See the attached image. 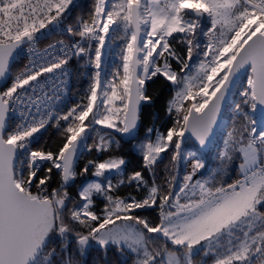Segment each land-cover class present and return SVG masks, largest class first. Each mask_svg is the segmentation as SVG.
<instances>
[{"label": "snow or ice", "instance_id": "obj_1", "mask_svg": "<svg viewBox=\"0 0 264 264\" xmlns=\"http://www.w3.org/2000/svg\"><path fill=\"white\" fill-rule=\"evenodd\" d=\"M77 8L81 13L74 15ZM53 31L71 43L61 40L38 51L37 42ZM117 39L120 64L113 79L102 82L104 50ZM173 41L184 45L185 55ZM25 48L31 64L13 76V62ZM194 53L200 58L196 64ZM74 57L86 58L94 70L87 103L59 113L58 89ZM46 73L52 76L41 83ZM245 73L246 86L231 105L234 116L219 153L222 163L240 155L239 178L218 186L193 182L205 168L199 152L211 143ZM158 76L175 89L166 110L175 114L173 125L164 133L149 128L155 140L134 147L142 169L153 177L162 153L170 154L173 166L191 159L192 171L179 190H172L171 180L167 190L155 179L149 185L142 170L125 178L123 157L89 160L78 172L82 149L110 150L114 139L104 129L135 139L142 105L152 102L148 82ZM9 78L10 86L0 92V264H89L93 246L105 258L112 250L128 256L131 264H208L209 258L212 264H264V0H93L91 9L78 0H0V81ZM17 105L27 115L20 113L22 122L13 128L9 119ZM52 121L62 129V145L55 152L33 150L34 134ZM90 132L97 133L93 145ZM186 133L200 149L185 155ZM54 169L60 181L49 190ZM113 173L119 174L116 184ZM89 174L74 199L69 189L78 176ZM125 182L145 188V196H114ZM96 197L105 201L102 215L93 210ZM148 208L159 209V223L137 214Z\"/></svg>", "mask_w": 264, "mask_h": 264}, {"label": "trees", "instance_id": "obj_2", "mask_svg": "<svg viewBox=\"0 0 264 264\" xmlns=\"http://www.w3.org/2000/svg\"><path fill=\"white\" fill-rule=\"evenodd\" d=\"M78 3L81 5H86L87 9H91L93 5V0H78ZM81 13V9L77 8L74 10V15H79ZM85 19H87V10L83 13ZM202 43L204 42V38L200 37ZM122 42L117 39L112 41L108 45L107 56L103 62L104 68L102 71L101 80L102 82L107 80L111 81L113 79V74L116 70V67L120 64L119 59V52L121 50ZM172 46L177 50L178 53L181 55L186 54V49L184 45L180 44L178 41H173ZM196 54H193V59L191 61L194 62L196 60ZM173 71L180 72V66L173 60L171 61ZM20 67L19 62H16L12 66V74ZM93 68L87 64L86 58L79 59L73 73H72V80H71V87L67 99L59 104L57 111L59 113H65L72 107L77 104H86L87 103V93L90 88L91 84V77L93 75ZM122 74V73H121ZM246 76L240 78L238 86L233 88L232 93L230 95V103L225 108L223 113V118L227 120V125L230 127L231 122L234 116V112L232 110L231 105L235 102H239L241 99L240 97V89L241 87L246 86ZM148 95L152 97V102L150 104H145L140 113V123L137 132L136 139L142 138L143 141H147L150 137L147 132L149 128H158L159 130L164 133L167 128L172 127L173 120L175 118V114L169 115L167 113L168 102L172 99L175 95V89L171 82L167 81L164 77L158 76L154 77L151 81L148 82L147 85ZM115 106H120V102H114ZM190 101H186L185 104H189ZM87 123V122H86ZM61 125H64V121H60ZM97 129L100 126H96ZM62 129H58L55 126V121H52L45 131L38 137L36 142L32 145V149H42V150H51L53 152L57 151V149L63 143V136L61 135ZM104 132H112L110 129H104ZM226 127L222 130L217 132L213 144L209 151L202 155L203 161L205 163V168L201 169L198 176L203 180H208L212 183H215L217 186L221 183L227 184L232 183L237 178H239L238 173V165L241 163V157L237 153L234 156L232 162H223L219 158V153L223 150L224 144L223 141L226 139ZM115 135L119 136L117 132L113 131ZM97 140V133L90 132V136L88 139V144L93 145ZM122 144L124 146L116 148L111 146L110 150L107 152H97L95 150L91 152L82 151L81 156L76 161V168L77 171L84 166L85 163L89 160H97L102 161L104 158H109L110 156L113 157H123L127 164L123 171V175L131 174L135 170H142L144 171V176L148 180L149 185L152 184L153 179H155V183L157 185L163 186L167 190L166 181L171 180L172 185L174 184V174L176 168H178V163L173 166L171 164L170 154L168 152L162 153V159L158 160L156 165L155 177L152 174L147 172L146 170L142 169V158L141 153L138 152L131 144V141L123 140L120 138ZM139 143V142H138ZM188 143H191L195 148L196 146L193 142L189 139L184 144L183 148H186ZM197 149V148H196ZM171 151V150H170ZM220 168H223V174L219 176H215L214 174ZM43 169L38 173V175H43ZM214 177V179H213ZM86 177L78 176L75 184L69 189V192L73 196L74 199H78L77 192L80 186L87 181ZM60 181V177L57 174V171L54 169L52 173V179L49 181V190L51 188H55L58 186ZM114 196L125 197L129 195L136 196L137 199H141L146 194V191L141 188L139 191L136 189L134 184H121L119 185L115 191L112 193ZM105 205V201L102 197H96L95 203L93 205V210L100 215L103 212V208ZM71 206V205H70ZM138 215L144 216L149 219L153 224L159 223V209H150L144 210L139 213ZM74 247V245H73ZM79 258V257H78ZM84 259V258H80ZM89 264H92L93 261H99V264H131V258L128 256H122L118 252L114 250L109 251L107 257L105 258L103 254L98 253L96 247L93 246L89 249V254L86 257ZM208 264H212L211 259H208Z\"/></svg>", "mask_w": 264, "mask_h": 264}, {"label": "built area", "instance_id": "obj_3", "mask_svg": "<svg viewBox=\"0 0 264 264\" xmlns=\"http://www.w3.org/2000/svg\"><path fill=\"white\" fill-rule=\"evenodd\" d=\"M47 31H48L47 29L42 30V32H45V33ZM61 40L65 41V43H71V41H69V39L66 35L60 33L59 31H53L52 34L46 35L44 38L40 39L37 42V45H36L37 50L40 52H43L44 49L48 48L49 45L56 44L58 41H61ZM31 60H32V57H30L28 55L27 50L25 48L21 52V54L19 56H17V62H19L20 67L12 75L15 76L16 74L25 71L27 66H30ZM78 61H79V58L74 57L73 59H71L69 61L68 65L66 66L69 75L61 78L64 81V84L62 87H60L58 89L59 96H58V100L55 102L56 108H58L60 103H62L63 101H65L67 99V96L69 94L70 87H71L72 73H73ZM58 74H59V70H57V75ZM51 76H52V74L46 73L43 77L40 78L41 83H44L45 79L49 78ZM10 84H11V78H9L7 83L3 86V88L1 89V92L4 91L7 86H10ZM49 84H51L52 86H55L57 84H60V80H55V81L49 80ZM44 91H46V92L51 91V88L49 87L48 84L45 85ZM29 95L30 96L32 95L31 92H29ZM36 95L40 96L42 94L38 90ZM33 111H35V110L33 109ZM22 112H25V109L21 105H17V111L10 114L9 123H10L11 127L14 128L17 124H20L22 122L21 115H20V113H22ZM25 115H27L26 112H25ZM47 126H46V128H47ZM45 129H41V131L39 133L34 134V139H33V142L31 144V147L36 142L38 137L45 131Z\"/></svg>", "mask_w": 264, "mask_h": 264}, {"label": "rangeland", "instance_id": "obj_4", "mask_svg": "<svg viewBox=\"0 0 264 264\" xmlns=\"http://www.w3.org/2000/svg\"><path fill=\"white\" fill-rule=\"evenodd\" d=\"M203 37V36H202ZM204 38V37H203ZM206 41V38H204V42ZM105 54H104V56H103V62H104V60H105V58H106V56H107V51H108V46L105 48ZM199 59L200 58H198V57H196V60L194 61V62H192L193 64H196V63H198L199 62ZM162 63V62H161ZM102 67L104 68V65H102ZM109 93H110V90H109ZM230 100V99H229ZM116 102V101H115ZM191 103V102H190ZM115 104V103H114ZM116 107H119V106H117L116 105ZM226 123H227V120L225 119V118H223V120H222V122H221V124H220V127H219V129H218V132L219 131H222L224 128H225V125H226ZM156 129H158V128H156ZM159 130V129H158ZM114 130H112V132H109V133H111L112 134V136H113V139H114V143L112 144V146H114V147H116V148H119V147H122V146H124V143L122 144V142L120 141V138L121 139H123L122 137H121V135H120V133H117V134H119L120 135V138H119V136L117 135H115V133L113 132ZM159 132L160 133H162V131L161 130H159ZM156 135H157V133H156V131H153L152 132V134H151V136H150V138L152 139V140H155V137H156ZM124 140V139H123ZM187 140H189V139H187ZM186 140V141H187ZM186 141H185V143H186ZM138 142L139 143H141V142H146V141H143L142 140V138H139V139H134V140H131V142H130V144L134 147V145H137L138 144ZM184 143V144H185ZM184 144L182 145V151L185 153V155L187 154V152H189V151H197L198 149H196L191 143H188V145H187V147L186 148H183V146H184ZM135 148V147H134ZM81 151H83V149L81 150ZM199 154L202 156V155H204L203 153H201V152H199ZM202 158V157H201ZM106 159H108V158H104V159H102V161L103 160H106ZM202 160H203V158H202ZM204 162V161H203ZM242 162V161H241ZM192 171V161H191V159H187V160H181V161H179L178 162V168H176V171H175V174H174V184H173V188H172V190L173 191H178L179 190V188L182 186V184H183V177H184V175L185 174H187V173H189V172H191ZM201 171V170H200ZM200 171H198L197 172V174L193 177V182H195L196 180H203L202 178H199V176H198V174H199V172ZM238 173H239V169H238ZM129 174H127V175H124V177L126 178L127 176H128ZM92 177H91V175L89 174V176H87V179H91ZM118 178H119V174H117V173H113L112 174V182H113V184H116L117 183V180H118ZM126 184H128L127 182H125ZM135 185V184H134ZM145 191H147L145 188H143ZM145 196V195H144ZM181 196H182V200H181V202H183V194H181ZM125 197H127V196H125ZM121 198H123V197H121ZM150 209H153V208H148V209H146V210H150ZM156 209H158V208H156ZM145 209H140V210H137V213H139V212H141V211H144ZM103 213V212H102ZM102 213L100 214V215H102ZM118 224L120 223L119 221L117 222Z\"/></svg>", "mask_w": 264, "mask_h": 264}, {"label": "water", "instance_id": "obj_5", "mask_svg": "<svg viewBox=\"0 0 264 264\" xmlns=\"http://www.w3.org/2000/svg\"><path fill=\"white\" fill-rule=\"evenodd\" d=\"M16 61H17V57H16V59H15V61L13 62V65L16 63ZM246 75V73L245 74H242L241 75V77L240 78H242L243 76H245ZM8 81V80H7ZM7 82H4V81H0V92H1V89H2V87L6 84ZM229 99H230V97H229ZM144 105H142V107H143ZM226 108V107H225ZM225 108L222 110V114H221V118H220V124H221V122H222V120H223V113H224V111H225ZM142 109V108H141ZM139 123H140V119H139ZM220 124H219V126H217L216 127V129H215V135L212 137V141H211V143H209L208 144V146L206 147V148H203L200 152L201 153H203V154H206L208 151H209V149L211 148V146H212V144H213V141H214V138H215V136H216V134H217V132H218V129H219V127H220ZM138 128H139V124H138ZM137 132H138V129H137ZM137 132H136V136H137ZM121 135V137H122V134H120ZM136 136H135V138H136ZM124 140H127V141H131V140H134V139H128L127 137H122ZM187 139H190L192 142H193V144L196 146V148L197 149H200V146L198 145V143L195 141V139L193 138V137H191L190 136V134L189 133H186V138H185V141L187 140ZM185 143V142H184ZM183 145V144H182Z\"/></svg>", "mask_w": 264, "mask_h": 264}]
</instances>
